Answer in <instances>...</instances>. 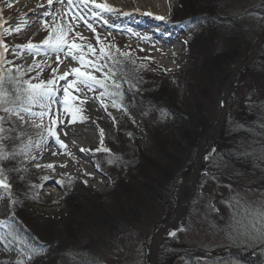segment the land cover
<instances>
[{"label": "rangeland", "instance_id": "rangeland-1", "mask_svg": "<svg viewBox=\"0 0 264 264\" xmlns=\"http://www.w3.org/2000/svg\"><path fill=\"white\" fill-rule=\"evenodd\" d=\"M19 1L0 0V14H2V19L7 22L4 27L14 29L17 25L21 26L19 33H5L3 36V42L9 48L6 59L12 60L15 65L21 66L25 71L31 67L33 70L26 71L25 76L30 79L36 77L32 80L34 83L54 79V77L62 75L64 71L69 70L71 67H79L70 57L65 58L63 53L60 54V61L62 62L58 61L57 54L50 52L47 46H43V41L49 35V29L44 27L41 21L47 19L49 27L51 26V17L45 18L44 13L46 11L55 13L60 9L59 0H53L51 8H49L47 0H26L28 1L26 6H30V2L33 1H36L37 4L36 8L27 15H23L26 9L20 7ZM178 1L126 0V2H123L122 0H97V2L109 4V6L117 9V12L104 14V18L108 20L107 24H103L102 20L90 19V22L96 28L101 40L107 45L114 46L113 52L116 48H119L121 52H128L131 59L135 61L136 66L143 65L145 70L156 75L158 81L167 82L171 88L177 89L181 108L184 109L185 92L190 82V73L194 71V66L191 60L192 54L187 49L190 28H183L172 18L173 11L178 8ZM226 1L231 7L235 4L233 6L235 11L239 10L240 13L248 12L252 7L259 6V4L264 5V0ZM66 2L67 0H64L65 5ZM134 6H138L140 9L133 8ZM148 9L151 11H147ZM156 17H163V19L153 22V18ZM136 19L137 22H135ZM65 20L71 22V15L65 14L56 17L58 23L63 24ZM146 20L149 24L145 23ZM239 23L246 26L244 33L249 38L248 45L251 51L255 40L263 37L264 15L249 14L247 18L243 17ZM74 31L80 32L81 36L84 37V40L77 38L78 43H90L98 49L96 34L88 29L84 23L80 22ZM219 41L220 43H217L214 47L215 50L222 51L226 49L225 38L223 37ZM29 43L41 46L35 55L29 54L26 47L23 51L17 47L26 46ZM13 49L18 53V56L13 55ZM4 67L7 68L9 65L6 64ZM96 75L99 77L100 73H96ZM243 76H246V74ZM71 79L73 77L69 76V80ZM64 84L65 81H58V85ZM254 86L255 82H252L251 79H241V83L238 85L239 101H242L246 91L253 90ZM125 87L129 86L125 85ZM98 94L99 90L96 92L85 90V92L79 94L81 98L85 95L88 97L87 102L83 105H79L77 102V106L83 109V122L69 123L70 117L65 116L64 127L60 126L58 121V127L56 128L57 133L64 129L74 131L79 129L81 124L93 123L95 128L92 135L95 141L84 147L78 145L77 147L80 149L79 152L77 151L78 155H73V151L68 146L66 149H61L59 145L54 143L52 138H49L52 147L48 146L46 142L40 148L35 149L32 155L36 156L37 159H26V164L22 170L23 173L29 176V184L34 188L33 196L27 197L25 203L24 200L22 201L23 198L18 196L19 192L21 194L25 192V187L16 184L15 174L0 165V168L3 169L0 178L6 177L10 184V192L0 189V244L2 245L0 246V255L6 259H11V253L14 252L18 258H22L30 253L27 251H33L31 246L26 245V242L19 236V227L34 236L31 229L24 226L23 213L26 212L33 217H38L39 220L35 224L39 223L42 226L51 227V229L53 226V231L63 228L57 224H61L62 219L67 217L69 212V184H74L79 188L76 197L81 202L88 203V205L90 203L104 204L107 211H112L114 206L122 204L121 195L125 190L121 191L120 188L118 189L119 192L116 189L112 176L121 174L123 181L134 183L138 171L129 173L128 171H122L123 168L112 170V162L108 161L106 157H102L98 152L101 143L104 148L116 152L119 151L118 148L121 143H124L125 147L136 155H139L140 150L147 154L154 151L153 140L146 132V119L137 113L136 106H132V115H128L124 107L117 109L111 106L110 101H105L108 104L107 111H105L101 104L94 99ZM62 95L61 91V99ZM237 101L235 99L234 103L228 102L225 121V124H228V130L233 129L240 122L238 111H242L241 107L244 104L240 107ZM59 107L58 103L52 104L51 113H56ZM33 110L40 111L39 108ZM209 111L212 118H219L221 107L219 104H212V106H209ZM0 115H3V113L0 112ZM25 119H28L27 116H25ZM16 122L19 124L20 133H26L35 140L39 139L38 133L42 129L36 128L31 120H28L27 123H20L17 119ZM37 123H40V121L37 120ZM43 124L50 126L48 117H45ZM101 131H103V138L101 137ZM227 136L225 134L223 139H226ZM60 138L63 140L61 136ZM231 143L233 142L231 141ZM53 148L60 151L63 157L77 160L79 171L67 169L64 164L56 169L45 167L47 163L59 162L56 158L61 156L44 157L47 152L53 151ZM81 149H85V151H81ZM86 156H90L98 168L97 173H95L96 177L88 176L89 172L85 169L88 163L82 158ZM37 164L40 167H37ZM122 167H129V164L124 162ZM230 172L235 173L234 176L239 177L240 181L245 184H242L240 189L236 187L232 190L228 189L229 193L220 188L211 166L206 169L201 181H197L196 196L183 206L181 221L169 231L170 235L175 233V235H171L174 244L168 243L165 245L164 251H166L168 257L173 256L174 261L170 262L167 259L163 264H186L185 260L182 259L185 256L180 255V253H185L182 251L181 246L194 248L201 252L200 257H197L196 260L198 264H242L233 256H229V253L239 251L259 253L262 254L260 260L263 259L264 248L262 250V246L264 245V238L261 237L262 229L261 227L250 228L249 221L255 219V222L258 225L260 224L257 217H259L260 212H264V192L260 193L249 189L245 181L247 177L238 172L236 165L230 168ZM242 173L244 174L245 171H242ZM45 176L48 177L47 180H44ZM58 181L60 183H57ZM25 184L27 185V183ZM194 188L192 182L188 183L182 193V199H190L195 193ZM236 197L242 198L245 204L251 206L253 209L251 216H241L234 221L231 208L224 216L216 214L213 204L219 198H225V200H221L225 204L228 202L235 204ZM166 207L167 205L163 203L147 205L139 217L135 218L136 224L133 223L134 225H131V229L127 233H116L114 230L112 232L99 228L92 230L91 226L84 227L88 228L87 233L89 236V242L86 243V245L88 244L86 246L88 252L84 257L85 259L81 261L72 255H62L57 259V264H145V250L148 243H152L155 233L160 228L166 225L168 221H173L176 218V216L170 218L161 226L168 211ZM18 210H21V212L19 213ZM241 211L243 212V208H241ZM9 217H13L15 222L11 225L3 224ZM25 225L27 224L25 223ZM56 226L57 228H55ZM33 236L32 238L37 239ZM55 248L56 246L53 244L50 246V250ZM51 259L55 260V256H48L46 259L44 257L42 261L48 264L52 261ZM262 263L264 264V260Z\"/></svg>", "mask_w": 264, "mask_h": 264}, {"label": "trees", "instance_id": "trees-1", "mask_svg": "<svg viewBox=\"0 0 264 264\" xmlns=\"http://www.w3.org/2000/svg\"><path fill=\"white\" fill-rule=\"evenodd\" d=\"M178 2V8L173 11L172 18L183 28H190L187 49L192 54L191 60L194 66L185 92L184 109L181 108L177 89L171 88L167 82L158 81L155 74L144 68L128 65L126 78L132 83H136L138 79L139 91L130 90L129 83H122L124 98L120 102L128 115L133 112L132 106L135 105L137 113L146 119V132L153 140L155 153L153 151L147 154L140 150L139 155H136L126 148L124 143L119 144V153L114 150H109L107 153L98 151L102 157L112 162V170L123 168L122 171L129 173L138 171L134 183L123 181L121 174L112 176L116 189L125 190L121 195L122 204L114 206L112 211H107L104 204L88 205L76 197L79 188L69 184V212L67 217L62 219L61 224H57L63 228L53 231V226L51 229L39 223L35 224L39 220L38 217L23 213V217H19H22L27 224L23 222L24 226L30 228L34 236L22 227H19V236L26 245L31 246L33 251H27L30 253L22 258H18L15 252L11 253V259L0 255V264H16L18 259L25 264H47L43 263L42 259L52 255L55 256V260L51 259L48 264H57V259L62 255H72L83 261L88 252L86 243L89 242L88 228L84 227L91 226L92 230L99 228L112 232L114 230L116 233H127L131 225L136 224L134 220L139 217L143 209L154 203H163L168 208L161 226L176 216L181 183L196 167L199 142L218 121V118H212L210 115L209 106L220 105V95L230 74L241 62L248 59L252 52L248 45L249 38L244 33L246 26L239 22L249 14L264 15L262 4L252 7L248 12L240 13L239 10L235 11L233 7L235 4L231 7L226 0H179ZM223 37L226 41V49L215 50V45L219 44V40ZM133 67L137 70L133 71ZM245 74L246 76H243ZM24 78L30 79L25 75ZM241 79H251L255 82V86L253 90L246 91L244 99L239 101L238 85ZM228 96V102L234 103L236 99L240 107L244 104L241 107L242 111H238L240 122L231 130H228V124L224 123L226 129L204 143L203 166L198 180L201 181L206 169L211 166L221 189L228 193L229 186L231 190L235 187L240 189L245 183H242L239 177L236 178L235 173L230 172V168L236 165L238 172L247 177L245 181L248 188L262 193L264 192V44L255 62L241 70L234 78ZM18 133H20L19 129ZM225 134L229 135L223 139ZM25 161L26 159L18 157L17 161L2 164L3 168L15 174L17 179L15 183L25 187V192L18 194L23 198L24 203L27 197L33 196L34 192V188L29 184V176L22 171ZM124 162L128 163L129 167H122ZM242 171L245 173L243 174ZM221 200L225 198H219L213 204V208L217 215L224 216L230 207ZM14 222V218L9 217L3 224L11 225ZM173 242L174 239L170 234L162 239L158 264H163L167 259L170 262L174 261L173 256L168 257L164 251L165 245L168 243L173 245ZM52 244L56 246L53 251L50 250ZM151 244L149 242L146 246L145 264H150ZM263 248L264 245L262 250ZM181 249L185 252L180 255L185 256L182 259L186 264H198L196 260L201 255L200 251L184 246H181ZM261 255L251 251L229 253V256H233L242 264H263L264 257L260 260Z\"/></svg>", "mask_w": 264, "mask_h": 264}, {"label": "snow or ice", "instance_id": "snow-or-ice-1", "mask_svg": "<svg viewBox=\"0 0 264 264\" xmlns=\"http://www.w3.org/2000/svg\"><path fill=\"white\" fill-rule=\"evenodd\" d=\"M59 2L60 9L55 13L51 11L44 13L45 18L51 17V26L49 27L47 19L41 21L44 27L49 29V35L43 41V46H47L50 52L56 53L58 61H60V54L63 53L65 58L70 57L79 67H71L69 70L64 71L62 75L48 81L33 83L32 80L36 79V77L25 79L26 71H32L33 69L29 67L25 71L21 66L15 65L12 60L6 59L9 48L4 44L3 36L5 33H19L21 26L17 25L14 29L11 27L5 28L4 25L7 22L2 19V14H0V29H2L0 31V112L3 113V115H0V165L4 162L17 161L18 157L37 159L36 156L32 155V152L46 142L48 146H51L49 138H52L54 143L59 145L61 149H66L67 145L61 140L56 131L58 121L59 124H63L64 118L67 116L70 117L69 123L83 122V109L77 106V102L79 105L87 102V95L83 98L79 95L85 90L87 92L99 90V94L94 99L101 104L105 111L108 108V104L105 101H110L111 106L117 109L124 107L120 102L124 98V92L121 88L122 83H129L130 90L139 91V80L137 79L136 83H132L126 78L127 66H134L135 61L131 59L128 52H121L119 48H116L115 52H113L114 46L105 44L94 25L90 22V19L102 20L103 24H107L108 20L104 18V14L116 13L117 9L107 3L97 2V0H67L66 5L64 0H59ZM47 4L51 8L53 0H47ZM65 14L71 15V22L67 20L63 24L56 22L58 15L63 16ZM156 19H163V17H156ZM80 22L84 23L88 29L96 34L98 49L90 43L77 42V38L84 40L80 32L74 31ZM17 47L21 51L26 47L29 54L32 55H35L41 48V46L32 43ZM12 51L13 55L18 56L15 49ZM121 57L124 59H121ZM6 64L9 67L5 68L4 65ZM140 68H143V65ZM132 70L136 71L137 69L133 67ZM96 73H100V76L98 77ZM69 76L73 77V79L69 80ZM58 81H65V84L58 85ZM61 91L63 94L62 99L60 98ZM56 103L60 107L53 114L51 113V105ZM34 108H39L40 111H34ZM25 116H27V120ZM45 117L50 120V126L43 124ZM17 119L20 123H27L28 120H31L36 128L42 129L38 133L39 139L35 140L26 133H18L19 124L16 122ZM37 120L40 123H37ZM5 125L8 126L6 127ZM25 137H27L26 140ZM101 137L103 138V131H101ZM6 141L8 142L7 144L5 143ZM81 151H85V149H81ZM98 151L107 153L109 149L104 148L101 143V148ZM52 155H56V153L53 152ZM206 159H210V157H206ZM36 166L40 167L39 164ZM45 167L52 169L54 166L48 164ZM2 172L3 169L0 168V175H2ZM47 179L48 177L45 176L44 180ZM57 183L60 182L58 181ZM229 188L231 190V186ZM0 189L10 192V184L6 177L0 178ZM228 206L232 210V219L234 221L241 216H251L253 212L251 206L245 204L242 198L239 197H236L235 204L228 202ZM241 208H243V212ZM257 218L260 220V224L258 225L255 219H252L249 221L250 228L261 227V237L264 238V212H260ZM171 235H175V233ZM16 264H25V262L18 259Z\"/></svg>", "mask_w": 264, "mask_h": 264}, {"label": "water", "instance_id": "water-1", "mask_svg": "<svg viewBox=\"0 0 264 264\" xmlns=\"http://www.w3.org/2000/svg\"><path fill=\"white\" fill-rule=\"evenodd\" d=\"M264 44V37H260L258 39L255 40L253 47H252V52L251 55L248 59H246L245 61L241 62L230 74L229 78L227 79L222 93H221V101H220V107H221V112L218 118V121L215 125V127L213 129H211L210 131L206 132L200 142H199V147H198V152H197V163H196V167L194 169V171L187 176L186 178L183 179L182 183H181V187H180V191H179V206L178 209L176 211V218L173 221H168L166 225H164L162 228H160L154 235L153 240H152V244H151V256H150V264H158V259H159V249H160V244L162 239L169 233V231L175 226L177 225L180 221H181V215H182V209L183 206L187 203H189L191 200L194 199V197L196 196V191H197V181H198V176L200 174V171L202 169V165H203V156H202V148L203 145L206 141L216 137L217 135H219L224 127V123L226 121L227 118V109H228V91L230 89L231 83L234 80V78L237 76V74L243 70L244 68H247L249 66H251L258 54L259 51L262 47V45ZM192 182L194 185V189H195V193L194 195L188 199V200H183L182 199V193L184 191L185 186Z\"/></svg>", "mask_w": 264, "mask_h": 264}, {"label": "bare ground", "instance_id": "bare-ground-1", "mask_svg": "<svg viewBox=\"0 0 264 264\" xmlns=\"http://www.w3.org/2000/svg\"><path fill=\"white\" fill-rule=\"evenodd\" d=\"M122 1L126 2V0H122ZM19 2H20L19 3L20 7H22L24 10L26 9L24 11L23 15H25V14L27 15L28 13L32 12L36 8V5H37L36 1L30 2L31 3L30 6H26L27 2H28L26 0H20ZM149 4H150V2H149ZM133 8L140 9V8H138V6H134ZM147 11H151V10L148 9ZM150 17L152 18V16H150ZM155 21L158 22V21H160V19L153 18V22H155ZM135 22H137V19L135 20ZM145 23L149 24L147 22V20L145 21ZM163 51L165 52V50H163ZM168 55H170V54H168ZM60 126L64 127L63 124H60ZM94 128H95V125L93 123L92 124H85V125L81 124L79 129H76L74 131H70L68 129H66V130L64 129L63 131H61V132H59L57 134L62 137L63 141L68 146V148L73 151L72 154L74 155V154H77V151L79 152V150H80L77 147L78 145L84 147L87 144L92 143L93 141H95V139H94V137L92 135V131H93ZM53 152H55L56 155L61 156V157L56 158V160H58L59 162H55L54 161V162H51V163H47L45 165L52 164L54 166L53 169L54 168L56 169L57 167L62 166V164H64L67 169H74L76 172L79 171L77 160H74V159H72L70 157L69 158L68 157L67 158L63 157V155L60 153V151H58V150L56 151V149H54V148H53V151L47 152L46 156H44V157L55 156V155H52ZM82 158H83L84 161H86L88 163V166L85 167L86 171L89 172L88 176L96 177L95 173H97L98 168H97L96 164L94 163V161L91 160L90 156H86V157H82Z\"/></svg>", "mask_w": 264, "mask_h": 264}]
</instances>
